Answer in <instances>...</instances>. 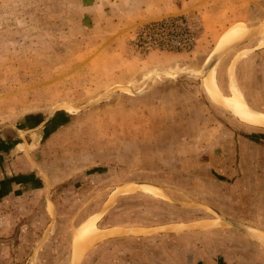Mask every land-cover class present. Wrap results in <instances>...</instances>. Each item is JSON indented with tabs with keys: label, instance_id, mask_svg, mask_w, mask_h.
Instances as JSON below:
<instances>
[{
	"label": "rangeland",
	"instance_id": "obj_1",
	"mask_svg": "<svg viewBox=\"0 0 264 264\" xmlns=\"http://www.w3.org/2000/svg\"><path fill=\"white\" fill-rule=\"evenodd\" d=\"M126 8L0 0V164L12 160L2 144L20 155L26 139L37 162L16 161L15 192L6 193L11 182L0 191V264H70L81 229L78 264H148L149 240L160 264H264V236L211 209L264 229V123L239 115L264 114V6L226 29L190 14L203 23L192 51L146 55L131 47L145 21L127 24ZM253 26L260 36L239 41ZM231 43L206 77L174 76L200 73L218 44ZM155 73L143 93L129 87L143 91ZM118 227L147 229L112 236Z\"/></svg>",
	"mask_w": 264,
	"mask_h": 264
},
{
	"label": "crops",
	"instance_id": "obj_2",
	"mask_svg": "<svg viewBox=\"0 0 264 264\" xmlns=\"http://www.w3.org/2000/svg\"><path fill=\"white\" fill-rule=\"evenodd\" d=\"M132 1V2H130ZM126 3L124 5L123 3ZM121 5H123L125 8L127 7V4L132 3V5L128 6L127 9V15L129 16L127 19V24L130 26H135L138 22L141 21H147L159 17L169 16V15H177L182 13L187 14H198L201 16V18L204 21L206 29L215 27V28H222L226 29L233 25L236 22L239 21H246L247 18L254 12L255 9H259L260 6H264V0H120ZM254 27V26H253ZM33 131H37L38 129H32ZM26 138V135H25ZM4 147L1 149H4V151L8 152L6 154L8 158L11 159H2V164H0L1 169L4 167V162L7 161L6 166V172H5V181H0L1 184H3L2 189L0 186V191L4 190V187L8 188L6 190V193L10 194L15 192V186H14V176L12 170L14 169V164L16 161H22V158H29L34 163H37L36 160H34V157H32L30 150L28 151L27 148H30L29 141L22 140V143L18 144V148L20 151V155L12 153V150H17L16 145L14 142L12 144H2ZM6 146V148H5ZM26 148V150L24 149ZM24 150V151H23ZM24 152V153H23ZM22 153V154H21ZM1 154V153H0ZM16 158L13 159V157ZM37 165V164H35ZM12 166V167H11ZM42 167L46 173H44L40 168ZM38 167L39 171L43 173L46 177L49 175L48 171L38 163L36 166ZM4 195V192L2 193ZM4 198V197H3ZM116 228L115 227H109L105 229H111ZM122 230V233L112 236H119L124 235L127 233H143L146 231L147 228L143 227H135L130 229H125L122 227H118ZM79 233V231H78ZM78 242V238H77ZM151 247L150 252V258L147 259L148 264H160L159 262V256H158V248L159 243H155L153 240H149ZM165 253H162V255ZM170 252L167 251V255L164 257L169 258ZM78 256V255H77ZM163 257V258H164ZM79 256H78V262H79ZM171 259V257H170ZM161 260V264H174V261H166L165 258ZM173 260V259H172ZM190 261V257H188L186 263L183 259V264H187ZM201 264V263H200ZM219 264V263H216Z\"/></svg>",
	"mask_w": 264,
	"mask_h": 264
},
{
	"label": "built area",
	"instance_id": "obj_3",
	"mask_svg": "<svg viewBox=\"0 0 264 264\" xmlns=\"http://www.w3.org/2000/svg\"><path fill=\"white\" fill-rule=\"evenodd\" d=\"M203 33L199 16L169 15L140 23L131 37V47L142 55L153 50L192 51Z\"/></svg>",
	"mask_w": 264,
	"mask_h": 264
},
{
	"label": "water",
	"instance_id": "obj_4",
	"mask_svg": "<svg viewBox=\"0 0 264 264\" xmlns=\"http://www.w3.org/2000/svg\"><path fill=\"white\" fill-rule=\"evenodd\" d=\"M259 27L260 26L253 27L252 28L253 32L250 35L239 39V41L249 40V39L256 38V37L260 36L261 31L257 30ZM233 46H235V43H231V44L225 45V46H220L218 44L217 48L215 49V51L212 53V55L207 60L206 66L202 69V71L200 73L199 72H176V73H174V76L204 77L207 73H209L215 67V65L220 60V57L222 56L224 51L228 50L229 48H232ZM158 69H160V68H158ZM158 69H156V70H158ZM157 76H158V74H156V73L152 75V77L148 81L147 86L145 87V89L143 91H136V90H134V88L132 86H129V85L128 86L132 89V91L135 94H141V93H143L144 91H146L150 87V85L152 84V82L155 80V78ZM56 108H58V106H56ZM55 112H56V109L54 108L50 112V114H49L47 120L45 121V123L47 121H49L53 117ZM38 128L39 127H35L34 129H38ZM39 168L44 173H46V171L42 167L39 166ZM135 184L139 185V186L152 187L154 189H161L159 186H157V185H155L153 183L147 182V181H139V182H136ZM211 209L218 214L219 218L223 222L227 223L228 225H230L234 229H236L238 231H241V232H243V233H245V234H247L249 236H257V235L258 236H260V235L264 236V229L263 228H260L258 226L252 225V224H246V223H243V222H241L239 220H236V219H232V218L224 215L221 211H219L216 208L211 207ZM75 236H76V233L73 234L72 243H71L70 259H69L70 260V264H78V262H76V259H75Z\"/></svg>",
	"mask_w": 264,
	"mask_h": 264
},
{
	"label": "bare ground",
	"instance_id": "obj_5",
	"mask_svg": "<svg viewBox=\"0 0 264 264\" xmlns=\"http://www.w3.org/2000/svg\"><path fill=\"white\" fill-rule=\"evenodd\" d=\"M264 29V28H263ZM232 35H233V33L232 32H230L228 35H226L224 38H223V40H222V42L223 43H227L230 39H231V37H232ZM237 40V38H234L233 39V41H236ZM233 41H231V42H233ZM238 41V40H237ZM263 45V44H262ZM213 70H214V68H213ZM162 72H164V70H161ZM208 74V73H207ZM206 74V75H207ZM206 75H205V77H206ZM206 85H207V83H206ZM207 88H208V85H207ZM234 97L235 98H238V97H240V95H239V93H238V91L236 92L235 91V93H234ZM237 102V101H236ZM243 112V111H242ZM244 112H246V111H244ZM240 113L239 115H240V117L241 118H243L245 121H247V122H250V123H255V124H263L264 123V114H259V113H257L256 111H248L247 110V112H250V113ZM135 186H137V185H135ZM139 187H147V186H139ZM148 188H152V187H148ZM152 189H154V188H152ZM217 220V219H216ZM219 221V220H218ZM86 226V225H85ZM84 226V227H85ZM96 227V226H95ZM94 227V228H95ZM97 228V227H96ZM95 228V229H96ZM120 228H118V229H113V230H109V231H117L118 232V230H119ZM82 230V229H81ZM80 230V231H81ZM97 230V229H96ZM80 231H79V233H80ZM119 231H122V230H119ZM89 232V231H88ZM78 232L76 233V236H75V259H76V262H78V256L80 257V253H79V245H78V242H77V238H79V236H78V234H79ZM94 233V232H93ZM113 234V233H112ZM96 235V234H95ZM94 235V236H95ZM88 237H86V239H85V243L86 244H88V243H90L93 239H94V237H93V235L92 234H89V235H87ZM108 236H111V235H108ZM97 237H99V236H97ZM96 236H95V238H97ZM107 237V236H106ZM78 255V256H77Z\"/></svg>",
	"mask_w": 264,
	"mask_h": 264
}]
</instances>
